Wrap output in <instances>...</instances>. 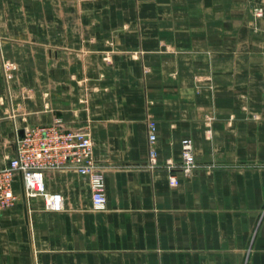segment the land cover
Masks as SVG:
<instances>
[{
  "label": "crops",
  "instance_id": "0c3cea01",
  "mask_svg": "<svg viewBox=\"0 0 264 264\" xmlns=\"http://www.w3.org/2000/svg\"><path fill=\"white\" fill-rule=\"evenodd\" d=\"M55 122L91 135L107 208L73 169L46 175L61 212L19 177L0 264H264V0H0V166Z\"/></svg>",
  "mask_w": 264,
  "mask_h": 264
},
{
  "label": "built area",
  "instance_id": "2783aa9c",
  "mask_svg": "<svg viewBox=\"0 0 264 264\" xmlns=\"http://www.w3.org/2000/svg\"><path fill=\"white\" fill-rule=\"evenodd\" d=\"M256 14H262L261 9ZM149 166L155 170L158 165L157 149L158 125L148 122ZM180 171L185 177L194 174L197 164L194 145L191 140L183 143ZM73 169L85 178L92 190L93 209L107 208L106 178L98 167L91 135L82 129L66 128L60 122L48 126L31 127L17 141V154L6 165L0 166V217L19 200L15 183L20 177L28 198H43L50 211L61 212L65 208L62 193H51L47 189L46 175L51 171ZM169 167L170 184L173 187L180 181ZM173 172V173H172Z\"/></svg>",
  "mask_w": 264,
  "mask_h": 264
},
{
  "label": "water",
  "instance_id": "95a60500",
  "mask_svg": "<svg viewBox=\"0 0 264 264\" xmlns=\"http://www.w3.org/2000/svg\"><path fill=\"white\" fill-rule=\"evenodd\" d=\"M23 194H24V196H26V195H25V191H24V188H23Z\"/></svg>",
  "mask_w": 264,
  "mask_h": 264
}]
</instances>
